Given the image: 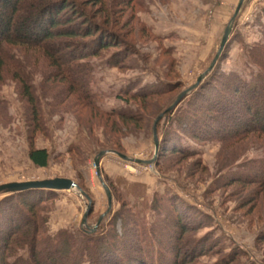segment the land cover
<instances>
[{
	"label": "rangeland",
	"instance_id": "obj_1",
	"mask_svg": "<svg viewBox=\"0 0 264 264\" xmlns=\"http://www.w3.org/2000/svg\"><path fill=\"white\" fill-rule=\"evenodd\" d=\"M115 1L120 0H108L106 7L112 5L116 18L117 7H122L123 1L113 4ZM239 2L132 1L129 12L133 31L128 32L129 28L125 30L121 24L115 27L121 33L122 46L104 51L91 60L94 71L90 87L102 113L124 110L141 119L138 126L132 122L124 124L119 117L108 119L90 111L84 114L83 123L72 111L53 113L43 89L48 66L34 56L33 85L46 124V133L36 136L34 146L50 153L47 168H37L29 158L26 101L20 96L18 84L11 79L0 81V99L9 111L7 121H0V185L66 178L77 186L54 191V196L41 206L44 221L41 239L65 230L77 233L85 228L95 232L116 217L120 232L123 224L120 217L126 213L137 215L142 223H150L153 200L169 195L185 202L181 210L187 224L197 221L201 227L191 232L186 241L203 237L210 240L211 250L197 257L194 264H214L233 252L239 254L238 261L242 264L250 261L264 264V242L257 241L264 231V212L259 216L255 211L249 213L255 210L252 209L253 202L257 203L255 199L264 200V190L258 185L231 184L237 174L245 171V164L264 158V140H250L246 150L234 149L228 155L217 141L202 143L179 134L180 143L195 155L167 156L162 160L166 164L158 167L159 151L156 152L154 139L159 116L185 94L182 102L157 124L160 147L172 120L178 118L191 100V93L213 71L223 76L239 73L247 79L259 71L257 57L263 49L257 48L264 47V0H246L232 22ZM126 20L123 18L122 22ZM99 21L109 22L108 19ZM229 26L225 50L209 71ZM117 51L123 57L120 68H113L108 60ZM144 87L158 93L145 97L146 102L142 98L125 97L127 90L136 92ZM172 111L176 112L168 116ZM90 123L93 127L89 131ZM111 123L113 129L119 126L122 131L106 130V124ZM102 153L98 174L95 160ZM169 159L175 163L172 167L167 164ZM109 183L114 185V193ZM106 187L112 197L111 204ZM9 195L0 194V200ZM17 254L27 255L25 250H18Z\"/></svg>",
	"mask_w": 264,
	"mask_h": 264
},
{
	"label": "trees",
	"instance_id": "obj_2",
	"mask_svg": "<svg viewBox=\"0 0 264 264\" xmlns=\"http://www.w3.org/2000/svg\"><path fill=\"white\" fill-rule=\"evenodd\" d=\"M87 1L88 4L78 0H0V81H15L22 100L26 101L29 158L37 168H47L51 155L47 149L34 146L36 136L46 133L44 114L33 85L34 56L48 66L43 89L53 113L72 111L82 123L84 114L89 111L108 119L119 117L124 124L132 122L138 126L141 121L124 110L102 113L90 87L94 71L91 60L104 51L122 46L121 33L115 27L121 24L125 30L129 28L128 32L133 31L129 12L133 0L113 2L123 1L122 7H117L116 18L112 5L106 7L108 0ZM123 18H127L124 23ZM101 19L109 22L102 23ZM260 49H263L257 57L260 64H256L259 71L250 78L239 73L223 76L213 71L205 83L191 93L187 107L179 112L184 115L172 120L160 141L158 167L166 164L162 160L167 156L195 155L180 143L179 134L202 143L217 141L228 155L234 149L246 150L250 140H264V47L257 48ZM122 57L117 51L108 61L113 68H120ZM155 93L158 91L144 87L136 92L127 90L125 97L142 98L146 102L145 97ZM8 112L0 99V121H7ZM173 112L176 111L167 115ZM92 125L87 127L89 131ZM109 128L112 132L122 131L119 126L113 129L112 123L106 124V130ZM167 164L175 165L171 159ZM243 167L245 171L237 174L231 184L258 185L264 190V158ZM109 184L114 193V185ZM54 193L31 189L0 200V264H194L197 257L211 250L208 237L186 241L191 232L201 227L197 226V221L187 224L181 210L185 202L169 195L153 200L150 223H142L137 215L126 213L120 217L123 218L120 232L116 217L95 232L85 228L77 233L65 230L41 239L44 226L41 206ZM255 201L252 206L255 210L249 213L255 211L259 216L264 212V200ZM257 241L264 242V231ZM18 250H25L27 255H18ZM238 255L227 254L214 264H242Z\"/></svg>",
	"mask_w": 264,
	"mask_h": 264
},
{
	"label": "water",
	"instance_id": "obj_3",
	"mask_svg": "<svg viewBox=\"0 0 264 264\" xmlns=\"http://www.w3.org/2000/svg\"><path fill=\"white\" fill-rule=\"evenodd\" d=\"M246 0H240L236 11L234 13V16L232 17V22L236 19V17L239 15L242 6L244 4ZM230 27L226 28L225 30V34L223 36L219 51L214 59V61L212 62V66L209 68V71L214 67V65L216 64V62L218 61L221 53L223 52L229 36H230ZM185 94H182L178 100L175 102V104L170 107L166 112H164L163 114H161L158 118V120L155 123L154 126V139H155V145H156V152L158 153L159 151V139H158V135H157V124L161 121V119L166 115V113H168L169 111L175 109L183 100ZM121 158L125 159V160H129L127 156L123 155V154H119L117 153ZM104 155V153L100 154L98 156V158L95 160L96 163V168L98 170V174H99V166H100V161L99 159ZM137 163H142V164H151L152 162H147V161H141V160H136ZM77 188L76 184L74 183V181L70 180V179H66V178H55V179H50V180H42V181H29V182H12V183H7V184H3L0 185V194H13V193H18V192H23V191H27V190H31V189H44V190H50V191H64V190H71L72 188ZM107 189V187H106ZM107 194L109 197V203L111 204L112 202V197L111 194L109 192V190L107 189Z\"/></svg>",
	"mask_w": 264,
	"mask_h": 264
}]
</instances>
